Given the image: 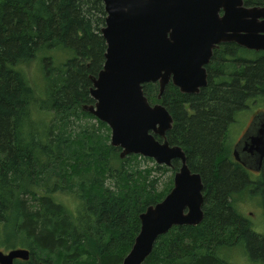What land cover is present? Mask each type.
<instances>
[{
	"label": "trees",
	"instance_id": "obj_1",
	"mask_svg": "<svg viewBox=\"0 0 264 264\" xmlns=\"http://www.w3.org/2000/svg\"><path fill=\"white\" fill-rule=\"evenodd\" d=\"M105 18L103 0H0V248L30 250L14 264H122L140 214L173 187L171 178L159 189L157 172L177 171L179 160L143 168L151 158H122L110 127L82 107L105 62ZM36 57L39 87L24 71ZM207 68L199 94L170 83L158 99V83L143 87L173 116L167 138L201 174L205 211L199 225L162 235L143 264H236L235 250L264 264V224L255 229L238 207L248 194L264 210V168L259 178L245 171L229 143L237 115L264 103V50L225 43Z\"/></svg>",
	"mask_w": 264,
	"mask_h": 264
},
{
	"label": "water",
	"instance_id": "obj_2",
	"mask_svg": "<svg viewBox=\"0 0 264 264\" xmlns=\"http://www.w3.org/2000/svg\"><path fill=\"white\" fill-rule=\"evenodd\" d=\"M103 3L105 62L96 76H90L94 102L82 107L110 127L111 145L121 149L122 158L138 154L158 165L181 163L167 195L140 214V231L122 262L143 264L162 235L174 226H197L205 217L202 176L190 168L184 149L167 138L173 116L163 103H150L143 87L158 83V99L170 83L182 93L196 94L208 83L206 65L220 44L264 50V6H247L244 0ZM233 154L243 164L250 160L253 166H247L259 170L264 158V112L256 115ZM29 258L27 248L0 250V264Z\"/></svg>",
	"mask_w": 264,
	"mask_h": 264
},
{
	"label": "rangeland",
	"instance_id": "obj_3",
	"mask_svg": "<svg viewBox=\"0 0 264 264\" xmlns=\"http://www.w3.org/2000/svg\"><path fill=\"white\" fill-rule=\"evenodd\" d=\"M55 58L57 59V63L63 62V55H61L58 51L55 53ZM39 67V58L36 57L33 60H31L29 63H26L24 66V71L26 72L27 76L29 77L30 81L34 86H38L40 82L43 79L42 73L38 69ZM251 107L253 110H258V109H264V103L260 102H254L251 104ZM252 109H244L243 112H240L237 117H236V122H234L229 130V143L231 145V148L233 149L234 143L239 139L241 136V131L243 128L244 121L248 117H251ZM91 120V119H90ZM92 123H95L96 120H91ZM104 134L106 131H104ZM111 134V132H109ZM157 163L155 160H145L142 161L141 165L142 167H152L156 165ZM155 167V166H154ZM176 171H173L172 169L169 170H160L157 172L158 177L160 178V183H159V189H163L165 186L169 184V181L171 178H174V174ZM238 207L239 210L244 216L248 217L254 225V228L257 229L258 227L262 226L264 224V210L262 205H260L259 201L257 198H252L248 194H242L238 196ZM259 225V226H258ZM258 226V227H257ZM13 249V248H10ZM10 249H4L0 248V250L8 251ZM229 257L232 261H235L236 264H248V258L243 256H239V251L235 250L231 253H229ZM250 264H260V263H254L250 261Z\"/></svg>",
	"mask_w": 264,
	"mask_h": 264
},
{
	"label": "flooded vegetation",
	"instance_id": "obj_4",
	"mask_svg": "<svg viewBox=\"0 0 264 264\" xmlns=\"http://www.w3.org/2000/svg\"><path fill=\"white\" fill-rule=\"evenodd\" d=\"M244 2H245V1H244ZM247 6H248V5H247ZM223 44H225V43L220 44L217 48L214 49V51H215L216 49L220 48ZM242 47H243V46H242ZM214 51H213V55H214ZM255 51H256V50H255ZM213 55H212V57H213ZM212 57H211V59H210V62L206 65L207 73H208V68H207V66L211 63ZM208 81H209V73H208ZM207 85H208V83H207L205 86H203L202 88H200V91H201L204 87H206ZM200 91L198 92V94L200 93ZM196 94H197V93H196ZM247 108L252 109L251 106H247L245 109H247ZM252 110H253V109H252ZM260 112H264V109H258V110L255 109V110L252 111L253 114L251 115V117H248V115L246 116V117H247V118L245 119L246 121H244V124L242 125L243 128H242V131H241V136H240L239 139L234 143V145H233V149H232V158H233L232 160L235 161L236 163H238L241 167H243V168L245 169V171H247L248 173H251V174L257 176L258 178L261 177V176H262V173H263V168H264V158L262 159V164H261L259 170H253L252 168H249V167L247 166V165H249L250 167L253 166V164H251L250 160L248 161V164H247V165H246V164H243L242 162L238 161V160L235 158V156H234V154H233V150H234V146L237 144V142H238L242 137H244V136L247 134V132L249 131V129H250V127H251V124L253 123V120L255 119L256 115H257L258 113H260ZM15 260H17V259H15ZM15 260H14V262H15ZM20 260H22V259H20ZM25 261H26V260H25Z\"/></svg>",
	"mask_w": 264,
	"mask_h": 264
}]
</instances>
